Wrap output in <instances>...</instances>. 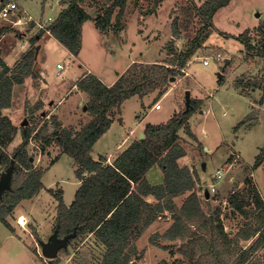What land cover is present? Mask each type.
Segmentation results:
<instances>
[{
	"label": "rangeland",
	"instance_id": "1",
	"mask_svg": "<svg viewBox=\"0 0 264 264\" xmlns=\"http://www.w3.org/2000/svg\"><path fill=\"white\" fill-rule=\"evenodd\" d=\"M15 1L35 20L48 19L46 22L49 23L67 7L68 0ZM193 1L198 6L204 0ZM111 2L112 0H84L81 3L91 18L81 27V49L76 58L48 35H42L36 40L34 45H39L40 50L35 56V70L39 77H27L23 83L15 84L10 106L1 109V114L8 116L17 128L13 139L3 145V151L11 158L22 142V128L32 130L25 150L31 158V170L42 171L40 180L43 186L33 196L20 199L6 215L5 219L12 229L0 221V264H99L103 248L96 243L91 233H80L71 238L66 247L67 252L62 249L58 251L55 257L59 258L57 263H53L55 258L47 259L41 254L39 240L46 241L57 223V200L53 192L62 190L64 203L69 204L78 183L73 159L62 153L61 147L54 140L49 144L45 143L47 137L43 136L50 134L55 126H51L52 123L49 122L47 132L40 129L50 115L56 116L60 123L75 130L92 120L93 115L89 117L86 113L89 96H81L78 89L72 87L76 75L90 69L104 83H110L115 73L121 71L139 52L144 53L145 61L142 63L147 66L166 65L185 48L187 40L201 27L196 17H186L184 6L187 5V0H163L158 5L153 0H128L119 19V29L114 31L110 28L102 33L95 26L94 19L97 15H102ZM117 11L118 8L112 15V23H115ZM174 18H177L179 24V36L172 32L171 23ZM263 21L264 0H231L220 7L213 16V28L202 48L189 58L183 69L173 75V79H169L165 94L157 98L159 85L152 87L150 83L145 84L143 97L135 95L123 103L121 122L115 120L108 135L91 151L94 158L98 153H111L115 143H120L129 131L139 127L138 117L135 116L140 114L142 107L160 102L158 110L147 107V118L151 123L165 122L166 116L185 110L184 93L188 89L191 100L200 98L201 102L189 119L191 132L194 134H188L185 129L179 133V142L185 149V155L180 158L179 163L194 169L198 175L195 188L205 211H208L206 204L211 208L221 206L220 219L230 238L245 224L254 222L256 212L251 216H243L227 203L229 194L232 191L242 192L245 200H250L252 209L254 205L251 202L252 195L248 194V185H254L255 180L264 195V163L253 171L250 166L264 143V111L260 112L264 110V57L246 55L244 45L234 37L248 29L252 44L257 46L261 34L256 27ZM2 26L7 30L0 37V55L4 58V55L9 54L5 57L7 63L14 59V54L11 53L24 43V39L28 41L27 49H30L31 37L42 32L37 25L32 24L28 28H17L0 20V27ZM224 33L231 36H225ZM217 53L221 54L220 58L215 56ZM206 57L208 62L204 64L203 58ZM226 58L229 59L227 64L224 63ZM57 63H61L63 67L57 69ZM239 79L241 82L237 84ZM258 79L262 80L260 85L252 86L250 82ZM110 110L113 117L119 113L116 112L119 110L116 107ZM258 113V123L248 127L254 122L250 118ZM59 116L62 117L60 120ZM24 120L27 123L22 124ZM241 121L242 124H239ZM83 122L86 123L82 124ZM38 130L41 135L36 138L34 134ZM135 138L138 139L137 133ZM56 156L57 161L51 164ZM230 156L231 160L228 159ZM8 161L2 162L0 169L5 168ZM203 162L205 166L201 168ZM19 168L23 173H20L18 179L12 178L14 187L25 178L24 169ZM217 169L222 171L220 179L214 176ZM146 179L152 184L161 183L163 179L160 169L157 166L151 168ZM212 184L215 185L214 191H211ZM205 191L208 192L207 198ZM188 193H180L173 198L177 207L181 206ZM208 213L214 218L215 225V213ZM20 216L24 217L23 224L18 222ZM171 223V213L165 211L148 226L136 241L138 254L130 264H213V258L206 251L195 250L190 253V257H186L178 252V248H187L191 243L198 245L203 238L209 239L210 236L218 237L217 232L213 231L215 228H199L191 224L190 237L184 241L169 242L161 234ZM258 236L256 233L248 240H239L235 249L250 246ZM164 245L168 247L163 248ZM232 246L233 244L229 248ZM248 264H264V243L252 252Z\"/></svg>",
	"mask_w": 264,
	"mask_h": 264
},
{
	"label": "trees",
	"instance_id": "2",
	"mask_svg": "<svg viewBox=\"0 0 264 264\" xmlns=\"http://www.w3.org/2000/svg\"><path fill=\"white\" fill-rule=\"evenodd\" d=\"M6 1L8 0H0V6ZM83 1L68 0L67 7L58 13L47 28L48 32L74 56H77L81 49L82 24L91 18L81 6ZM127 1L112 0L103 14L95 17L94 24L99 31L104 33L110 28L114 31L119 29V19ZM161 1L163 0H153L155 5ZM230 1L204 0L197 6L193 0H187V5L184 6L186 17H196L201 27L187 40L185 48L175 58L166 65L147 66L142 62H135L110 86L103 84L95 75L87 73L77 81L76 87L89 96L88 111L93 115L92 120L75 130L71 127L61 128L56 116L50 115L40 129L47 132L49 122L53 124L51 126H55L50 134L43 136L47 137L45 143L49 144L54 140L61 147V152L73 159L76 165L75 177L80 181L69 205L64 203L61 190L53 192L57 200V223L54 228H57L59 234L72 233L74 229L76 235L91 233L96 243L103 248L99 264H130L133 257L138 254L137 239L158 214H163L166 210L171 213L172 223L161 237L169 242L184 241L185 238L190 237L191 224L199 228H215L213 231L217 232L218 237L203 238L198 245L191 243L187 248L179 247L178 252L183 256L190 257V253L195 250L206 251L213 258V264H248L252 252L264 243V202L253 185L250 183L248 185V194L252 195L251 202L254 205L252 209L250 205L246 206L244 195L238 191H232L227 197V203L243 216H251L256 212L253 217L256 224L253 221L248 222L230 238L220 219L221 206L211 208L206 204L208 211H205L202 199L195 188L198 175L194 169L178 163V159L185 155V149L178 142V131L183 128L192 135L188 117L195 111L194 109L199 108L200 98L192 99L191 107L187 111L174 113L165 123L157 125L147 123L144 137L132 141L112 163L106 162V158L102 156L95 160L90 155L92 146L112 122L113 114L110 109L116 107L119 109L116 110L118 112L126 99L135 95L142 98L145 84L150 83L152 87L159 85L157 98L165 94L169 79L183 69L189 58L202 48L213 28L215 12ZM116 8L118 11L115 15V23H112V15ZM171 27L173 34L179 36L177 18L173 19ZM256 29L261 34L257 46L252 44L248 29L234 37L244 45L246 55L264 57V21L258 24ZM6 30V27H0V37ZM42 32H37L31 37V48L12 67H9L0 56V154L3 162L9 160L3 151V145L13 139L17 128L8 116L1 114V109L10 106L15 84L23 83L27 77H39L35 70L34 43ZM224 35L231 36L227 33ZM240 82L239 79L236 83ZM261 82L262 80L258 79L250 83L252 86H258ZM40 130L34 134L36 138L40 137ZM31 132L32 130L28 128H22V142L14 150L17 168L14 170L13 178L18 179L20 173H23L19 167L24 169L25 178L18 186L12 185L10 190H6L0 199V221L9 229L12 228L5 219L6 215L14 209L20 199L33 196L43 186L40 180L42 171L31 170L29 155L25 150ZM57 159L58 156L51 161V164ZM228 159L231 160V156ZM262 161H264V144L256 154L252 168L257 167ZM153 165H158L162 170L163 181L160 184L152 185L145 178L146 171ZM184 192L189 193L181 206L177 207L173 198ZM148 195H152L155 200L146 201ZM209 211L215 213L217 220L215 225ZM256 233L259 236L250 246L240 250L235 249L239 240H248ZM231 244L233 246L229 248ZM167 247L168 245L163 246V248ZM62 250L67 252L66 248ZM53 261L57 263L59 258Z\"/></svg>",
	"mask_w": 264,
	"mask_h": 264
},
{
	"label": "crops",
	"instance_id": "3",
	"mask_svg": "<svg viewBox=\"0 0 264 264\" xmlns=\"http://www.w3.org/2000/svg\"><path fill=\"white\" fill-rule=\"evenodd\" d=\"M59 12V11H58ZM57 15H58V13H57ZM55 20V19H54ZM83 25V24H82ZM6 33V32H5ZM5 33H3V34H5ZM138 33H140V32H138ZM2 34V35H3ZM24 34H26V33H24ZM1 35V36H2ZM42 35H48L47 37H51V38H53V40H55V43L56 44H58L59 46H60V42L52 35V34H50L49 32H47V33H45V32H42ZM41 35V36H42ZM23 36V35H22ZM40 36V37H41ZM40 37H38L37 38V40L40 38ZM24 39V38H23ZM27 40L26 39H24V43H21L20 44V48L19 47H16L13 51L14 52H12L11 54H14V59L10 62V63H7L6 62V64L7 65H12L13 63H16L20 58H21V56L29 49H27ZM62 45V44H61ZM63 46V45H62ZM64 47V46H63ZM65 48V51H68L67 49H66V47H64ZM27 49V50H26ZM39 50H40V48H39ZM69 52V51H68ZM9 55V54H8ZM8 55H4V61H5V57H7ZM69 55H71V56H73V57H77V56H74V55H72L70 52H69ZM143 55H144V53L143 52H139L135 57H133V58H131L125 65H124V68L121 70V71H117L116 73H115V77L110 81V83H104V81L101 79V77L100 76H96L95 74H93V72L90 70V69H87L86 70V72H83V73H81L79 76L78 75H76V79H74L73 81H72V84H73V86L72 87H75V88H77L76 87V83H77V81L82 77V76H84V75H86L87 73H91V74H93V75H95L103 84H105V85H107V86H110L111 84H113L115 81H116V79L118 78V75L119 74H122L131 64H133V63H135V62H144L145 61V59L143 58ZM1 56V55H0ZM41 75V77L42 78H44L43 77V75L42 74H40ZM78 89V88H77ZM78 91H79V94L81 95V96H83V95H86V93L85 92H83V91H80L79 89H78ZM211 95V94H210ZM134 97V96H133ZM126 100H128V99H126ZM125 100V101H126ZM124 101V102H125ZM123 102V103H124ZM123 103L121 104V107H122V105H123ZM143 106V105H142ZM147 107L148 108H151L152 109V104L150 105V106H146V107H142V110H140L139 111V113L140 114H138V115H136L135 117H138V124H140L139 125V127H136V128H133L131 131H129V133L124 137V139H122L121 140V142L120 143H115V147H114V149L112 150V152L110 153H106V152H102V153H98V155L94 158L93 157V155L91 154V151H92V149H91V151H90V155H91V157L93 158V159H95V160H97L99 157H104V158H106V162H108V163H112L113 161H114V159L117 157V155L120 153V152H122L132 141H134V140H136V138H135V134L137 133V136H138V139H140L139 138V135H140V133L141 132H143L144 133V128H145V125L147 124V123H150V124H153V125H157V124H162V123H165V122H167L168 121V119L175 113V112H173L172 114H170V115H168V116H166L165 117V122H161V121H159L160 123H158V122H152L151 123V121H149L148 120V118H147ZM154 109V108H153ZM154 110H158V109H154ZM84 111H86V110H84ZM196 111V110H195ZM195 111H193L192 113H194ZM261 111H264V110H260V112ZM200 112H202V110L200 111ZM204 112V111H203ZM259 112V113H260ZM54 113H56L55 111H54ZM75 113V112H74ZM86 113L89 115V117H90V112L87 110L86 111ZM191 113V114H192ZM259 113L258 114H255L254 115V117H252V119H250V120H252V121H254L253 122V124H250L248 127H252V126H254V125H256L257 123H258V115H259ZM191 114L189 115V117H188V125H189V128H190V122H189V119H190V116H191ZM120 115H121V108H120V111H119V113L115 116V117H111V116H109V117H111L112 118V122H111V124H110V126H109V128L97 139V141L94 143V145L92 146V148L93 147H95V146H97V144L98 143H100L101 141H102V139H104V137L106 136V135H108V133L110 132V130L112 129V127H113V124H114V122H115V120H119V117H120ZM62 117L61 116H59V120L61 119ZM121 117H120V121H118V122H121ZM86 122H83L82 124H85ZM88 123V122H87ZM60 126H61V128H70V127H67L66 125H63V123H60ZM183 129V128H182ZM182 129H180L179 131H178V136H179V138H178V142H179V140H180V131H182ZM190 131H192L191 130V128H190ZM191 134L193 135L194 133L193 132H191ZM112 134H110L109 136H110V138L112 137L111 136ZM109 138V139H110ZM179 144H180V142H179ZM264 144V143H263ZM262 144V145H263ZM260 148V147H259ZM256 156V155H255ZM111 158H112V161H111ZM181 158V157H180ZM180 158L178 159V163H179V161H180ZM240 158V157H239ZM204 163V162H203ZM253 163H254V161H253ZM253 163L250 165L251 166V169H252V171L256 168H252V165H253ZM262 163H264V161H262L258 166H260ZM179 165H180V163H179ZM158 167L159 169H160V172H161V175H162V179H163V173H162V170H161V168L158 166V165H153V166H151L147 171H146V173H145V178H146V175H147V173H148V171L151 169V168H155V167ZM182 166V165H181ZM204 166H205V163H204ZM257 166V167H258ZM201 168H204L203 166L201 167ZM76 178V177H75ZM77 179V178H76ZM254 182H255V184L253 185L254 186V188L259 192V194H260V196L262 197H264V195L262 194V191H261V189L259 188V186L257 185V183H256V181L254 180ZM77 183H78V186H77V188L79 187V185H80V181L77 179ZM150 183V182H149ZM162 183V182H161ZM150 184H152V183H150ZM158 184H160V183H158ZM152 185H156V184H152ZM76 188V189H77ZM76 189H75V191H76ZM62 191V190H61ZM75 191H74V193H75ZM242 193V192H241ZM62 196H63V191H62ZM187 196V195H186ZM74 198V197H73ZM146 201H148V202H152V201H154L155 199H154V197L152 196V195H148L146 198ZM73 200V199H72ZM72 200H71V202H72ZM246 201H247V199H246ZM70 202V203H71ZM69 203V204H70ZM69 204H66V205H69ZM247 205V204H246ZM167 211V210H166ZM164 213H165V211H164ZM163 213V214H164ZM161 216V214H158V216H157V218H159ZM157 218L154 220V221H152V223H154L156 220H157ZM151 223V224H152ZM150 224V225H151ZM149 225V226H150Z\"/></svg>",
	"mask_w": 264,
	"mask_h": 264
},
{
	"label": "water",
	"instance_id": "4",
	"mask_svg": "<svg viewBox=\"0 0 264 264\" xmlns=\"http://www.w3.org/2000/svg\"><path fill=\"white\" fill-rule=\"evenodd\" d=\"M39 49V45H36L35 48V56L37 54V51ZM229 62V59L226 58L224 60V63L227 64ZM221 74L219 73V76ZM173 79V77H171ZM185 98V110L187 111L189 107L191 106V98H190V91L188 89L185 90L184 93ZM85 109L86 106H83ZM120 120V117H119ZM27 123L26 120L22 122V124ZM144 133L141 132L139 135V138H143ZM15 155L13 154L10 158L8 166L4 170H0V199H2L3 193L6 190H10L12 188V178H13V170L15 167ZM31 160V158H29ZM0 163H1V154H0ZM204 167V163L202 164ZM205 197H208V192L205 191ZM246 204H250V200H247ZM76 235V229L73 230L72 233L65 234L63 237H58V230L57 228L54 229L52 234L48 237L46 241L39 240V244L41 246V254L47 259H53L57 256V253L60 249H65L68 245V242L71 238H73Z\"/></svg>",
	"mask_w": 264,
	"mask_h": 264
},
{
	"label": "built area",
	"instance_id": "5",
	"mask_svg": "<svg viewBox=\"0 0 264 264\" xmlns=\"http://www.w3.org/2000/svg\"><path fill=\"white\" fill-rule=\"evenodd\" d=\"M0 20H5L9 22L13 27H17V28H28L29 25L31 24L33 26L37 25V27L40 28L39 30H42L44 32H48L47 25H50L54 21V20H50L48 23L46 22L48 21V19L45 21L35 20L34 17H32L30 14L22 10L21 7L18 6L15 0H8L0 6ZM45 23L47 24L45 25ZM215 56L220 58L221 54L217 53ZM207 62H208L207 57L203 58V63L206 64ZM56 67L57 69H61L63 65L61 63H57ZM160 107L161 105L159 101L155 102L152 105V108L154 109H160ZM214 176L216 179H220L222 177V171L220 169H217L215 171ZM214 190H215V185L212 184L211 191Z\"/></svg>",
	"mask_w": 264,
	"mask_h": 264
},
{
	"label": "flooded vegetation",
	"instance_id": "6",
	"mask_svg": "<svg viewBox=\"0 0 264 264\" xmlns=\"http://www.w3.org/2000/svg\"><path fill=\"white\" fill-rule=\"evenodd\" d=\"M13 154L16 155V152H13ZM13 154H12V155H13ZM14 158H15V157H14ZM9 161H10V158H9ZM9 161H8V163H9ZM2 162H3V159H2V155H1V163H2ZM15 162H16V160H15ZM1 163H0V165H1ZM7 166H8V165H7ZM7 166H6V167H7ZM6 167H5V168H6ZM5 168L0 169V170L2 171V170H4ZM15 168H17V164H16V163H15L14 170H15ZM14 170H13V173H14ZM54 229H55V228H54ZM53 231H54V230H53ZM64 235H65V234L60 235V234L58 233V237H60V238L63 237Z\"/></svg>",
	"mask_w": 264,
	"mask_h": 264
},
{
	"label": "bare ground",
	"instance_id": "7",
	"mask_svg": "<svg viewBox=\"0 0 264 264\" xmlns=\"http://www.w3.org/2000/svg\"><path fill=\"white\" fill-rule=\"evenodd\" d=\"M18 222H19L20 224H21V223L23 224V223H24V217H23V216H20Z\"/></svg>",
	"mask_w": 264,
	"mask_h": 264
}]
</instances>
